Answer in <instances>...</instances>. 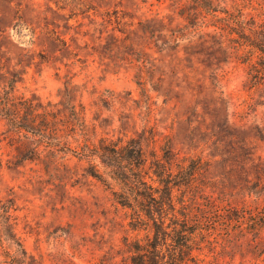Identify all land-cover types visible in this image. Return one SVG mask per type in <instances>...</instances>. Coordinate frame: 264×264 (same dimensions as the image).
Segmentation results:
<instances>
[{"label":"trees","instance_id":"trees-1","mask_svg":"<svg viewBox=\"0 0 264 264\" xmlns=\"http://www.w3.org/2000/svg\"><path fill=\"white\" fill-rule=\"evenodd\" d=\"M169 1L183 24L172 26L158 17L134 22L128 16V21L124 13L112 29L121 37L108 35L119 42L120 59L136 67L135 83L149 111L154 93L164 104L174 101L188 115L185 123L197 121L187 136L178 137L181 144L186 139L187 150L194 147L192 154L177 148L178 133L165 135L149 121L135 130L120 120L119 135L97 138L96 125L86 124L83 107L74 104L71 83H65L58 102H44L34 94L19 96L15 85L23 73L0 62V118L26 146L20 163L42 161L50 166L59 152L72 153L86 164L85 174L130 211L129 230L144 231V238L135 236L125 243L127 256L121 263L110 264H223L208 260L204 251L209 229L219 225L228 227L231 235L258 237L256 244L264 250V210H222L227 196H211L234 185L241 186L243 197L264 195V157L254 145L264 143V128L231 126L226 102L216 90L218 70L233 60L245 66L250 89L264 86V15L246 0ZM62 45L61 52L68 51L66 42ZM201 142H210L206 159L205 149L197 151ZM214 166L222 171L220 176L212 175ZM210 191L215 192L208 195ZM12 209L11 200L0 206V264H40L17 237L15 222L8 221ZM215 213H222L218 221L212 219Z\"/></svg>","mask_w":264,"mask_h":264},{"label":"rangeland","instance_id":"rangeland-1","mask_svg":"<svg viewBox=\"0 0 264 264\" xmlns=\"http://www.w3.org/2000/svg\"><path fill=\"white\" fill-rule=\"evenodd\" d=\"M246 1H252L256 13L264 15V0ZM170 3L169 0H0V62L5 68L14 66L23 73L15 85L19 96L34 94L44 102H58L65 83H71L75 87L74 104L83 107L86 124L96 125L97 138L106 133L119 135L120 120L129 122L135 130L149 121L165 135L178 133L177 148L192 154L194 147L187 150L186 139L181 144L178 137L187 136L197 121L185 123L189 117L175 107L174 101L164 104L163 97L154 93L149 111L135 83L136 67L120 59L116 45L119 42L108 35L121 37L112 29L118 26L124 13L128 21V16H133L134 22L158 17L172 26L183 24ZM63 42L68 51L61 52ZM204 74L208 76L209 72ZM202 75L198 74L200 78ZM204 83L208 87L210 80L207 78ZM216 90L226 102L231 126L264 128V86L248 87L244 65L233 60L218 70ZM204 128L202 125L201 129ZM131 134L129 130L128 135ZM69 140L73 142L72 138ZM208 144L199 143L197 150L205 149L204 159L210 152ZM254 145L264 157V143ZM25 150L26 146L19 144L0 118V206L7 200L13 202L12 218L7 220L15 222V233L25 250L40 264L121 263L127 256L125 243L135 236L144 238V231L129 230L130 211L116 204L109 190L87 176L83 170L86 164L72 153L59 152L56 163L48 166L42 161L20 163ZM221 173L214 166L212 175ZM240 189V185H234L223 192L210 191L208 195L215 192L211 196L216 199L222 194L227 196L223 198L222 210H229V206L236 213L242 206L258 212L264 210V195L258 199L244 193L243 197ZM221 214L215 213L212 219L218 221ZM238 226L235 224L234 228ZM209 230L210 238L204 239L208 242L204 249L208 260L264 264L261 253L264 250L256 244L258 237L231 235L225 225ZM239 242L243 244L231 248Z\"/></svg>","mask_w":264,"mask_h":264}]
</instances>
